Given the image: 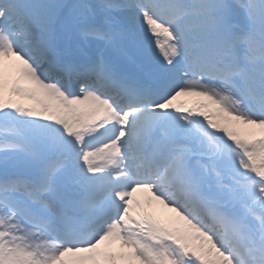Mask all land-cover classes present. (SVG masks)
<instances>
[{"label":"snow or ice","instance_id":"obj_1","mask_svg":"<svg viewBox=\"0 0 264 264\" xmlns=\"http://www.w3.org/2000/svg\"><path fill=\"white\" fill-rule=\"evenodd\" d=\"M109 252L264 264V0H0V264Z\"/></svg>","mask_w":264,"mask_h":264},{"label":"bare ground","instance_id":"obj_2","mask_svg":"<svg viewBox=\"0 0 264 264\" xmlns=\"http://www.w3.org/2000/svg\"><path fill=\"white\" fill-rule=\"evenodd\" d=\"M205 99V98H204ZM24 103L26 104H30L32 103L31 101H27V100H24L23 101ZM219 122L223 123V120L222 118H220L218 120ZM248 125H244L242 122H238L236 124H234L233 126V130L237 132L238 135H240L242 138H245L248 136L249 134V128L250 127H247ZM156 205H159L158 206V209L160 210V212H157V216L160 218L161 221H164V222H172L174 223L175 225H178L179 227L183 228V222L180 221L179 217L172 213L170 210L164 208L162 205L160 207V204L158 202H156ZM171 224V223H170ZM115 244L113 243L111 245V247H113ZM110 247V248H111ZM110 250V249H109ZM121 251V246L118 247V249L116 250V253H119ZM97 257H101L102 254H98L96 253ZM108 255H111V252L109 253H104L102 255V258H100V261L98 264H108V260L107 262L104 263L105 261V258L108 256ZM78 257V262H81L80 264H89L88 261L91 259V264H95L93 261H92V253H69V254H66L65 256V260H67L68 258H73L71 260V262L69 264H76L75 262L77 260ZM90 257V258H89ZM75 258V259H74ZM116 258V256H115ZM99 259V258H98ZM77 262V263H78ZM116 264V263H115Z\"/></svg>","mask_w":264,"mask_h":264}]
</instances>
